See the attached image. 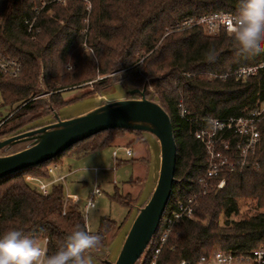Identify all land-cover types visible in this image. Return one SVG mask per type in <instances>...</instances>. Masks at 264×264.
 I'll return each instance as SVG.
<instances>
[{"label":"trees","instance_id":"1","mask_svg":"<svg viewBox=\"0 0 264 264\" xmlns=\"http://www.w3.org/2000/svg\"><path fill=\"white\" fill-rule=\"evenodd\" d=\"M237 10L238 0H0V54L21 65L16 76L0 72V106L9 110L2 116L8 119L0 137L46 114L37 99L41 79L53 107L59 108L66 104L64 90L88 82L95 91L108 89L118 71L138 86L156 77L151 86L174 128L176 180L159 230L139 264H151L164 222L190 199L193 216L175 223L157 264L195 262L218 249L246 253L264 245V118L256 122L259 139L243 165L239 136L225 135L228 148L216 143L233 166L223 167L213 178L205 177L209 156L196 136L212 119L247 116L260 109L264 67L244 79L231 72L262 64L264 52H238L232 32L225 29L209 34L202 25L180 26L188 18ZM127 132L139 134L104 130L42 164L1 178L0 236L19 230L34 236L40 246L47 240L45 249L52 255L77 225L89 231L84 211L66 195L62 183L43 194L25 177L48 179L49 167L62 166V157L72 150L75 155L68 156L96 153ZM221 179L225 184L219 188ZM112 198L129 207L116 194ZM250 202L256 211L241 215L242 204ZM120 227L110 217H100L98 229L89 232L99 234L101 244L90 251L98 250Z\"/></svg>","mask_w":264,"mask_h":264},{"label":"water","instance_id":"2","mask_svg":"<svg viewBox=\"0 0 264 264\" xmlns=\"http://www.w3.org/2000/svg\"><path fill=\"white\" fill-rule=\"evenodd\" d=\"M117 73H121L119 83L110 84L96 97L84 98L96 100L90 109L69 114L67 109L71 103L56 109L46 98L48 112L45 115L0 137V179L42 164L104 130L123 129L151 135L158 143V151L148 146L147 174L140 195L142 203L134 206L135 213L128 228L122 229L123 241L115 259H109V241L98 250L86 253L101 264H139L159 230L173 193L177 144L171 117L151 86L156 77H147L142 86H138L126 79L123 72ZM40 81L39 92L48 93L42 79ZM115 86L123 94L107 99L105 94Z\"/></svg>","mask_w":264,"mask_h":264},{"label":"rangeland","instance_id":"3","mask_svg":"<svg viewBox=\"0 0 264 264\" xmlns=\"http://www.w3.org/2000/svg\"><path fill=\"white\" fill-rule=\"evenodd\" d=\"M68 70H70V68H68ZM120 75L121 73L114 74L110 79V84L117 82L119 83ZM98 93H100V91L94 90L92 82L84 83L81 86H74L71 87V89L64 90L62 92L64 101L66 104L71 103L68 106L67 112H69V114L80 113L90 109L96 100L84 98L96 97ZM122 94L123 93L121 89L118 86H115L109 89V91L105 94V97L107 99H116ZM50 95L51 92H39V96L37 98L44 105V108L47 110V112L48 108L46 105V98L50 99ZM79 99L84 100L77 101ZM7 110L8 109L5 107L2 108L0 106V117L5 116L7 114ZM29 116L30 115L25 116L22 120H27ZM138 133L139 134L127 132L121 136H118L114 140L113 144L121 139H131V141L126 144L129 147H133L138 143L142 144L145 148L146 154L148 153L149 158L148 146L151 145L154 147L155 151H158V143L151 135L141 132ZM136 148L137 146L134 147V157L138 155ZM113 150L117 151L120 158L127 160L125 157L126 149L115 148L112 145L102 149L99 152L91 153L82 157L68 156L75 155V150H72L67 156L62 157L64 161V169L68 170L70 168L73 170L72 174H70L64 181L65 193L70 198L76 200L84 211L89 231L95 232L98 229L100 217L102 216H108L118 224L121 223V227L116 230L114 236H110L107 240L109 241V259H115V255L123 241L124 232L122 229L128 228L130 220L135 213L134 206L142 203L140 195L143 185H145L144 180L146 178V168L142 174L144 176L141 177V170H137V168H135L136 166L132 164V158H129L128 161H124L123 164L120 163L118 165L113 158ZM95 169L98 170L97 173ZM132 178L135 180L131 182L130 186L126 185V182ZM25 179L34 189H38L39 185L42 183L39 178L32 177L30 175H27ZM95 187L98 188L99 192L94 198L95 207L86 210L85 206L88 202L90 192ZM128 189L130 192H128ZM114 194L121 197L122 199H125L128 202L129 207L114 200L112 198ZM255 211V204L252 202L246 204L245 206L242 204L241 206V215L253 213ZM86 256L90 259L91 264H101L99 260L93 255L86 254Z\"/></svg>","mask_w":264,"mask_h":264},{"label":"built area","instance_id":"4","mask_svg":"<svg viewBox=\"0 0 264 264\" xmlns=\"http://www.w3.org/2000/svg\"><path fill=\"white\" fill-rule=\"evenodd\" d=\"M235 14L219 11L212 14L201 15L185 19L180 26L181 27H192L197 25L204 26L209 34H216L221 29H225L227 32H232L231 18ZM28 23V22H27ZM32 24H30V28ZM261 67H264V62L260 65H251L240 67L231 74L235 75L236 78H247L255 74ZM21 65L18 60L7 58L0 54V72L7 76H16L20 73ZM228 74H225L226 77ZM264 118V101L261 104L260 109L253 110L247 116L231 117L228 119H212L209 122V126L206 129H202L196 133V136L201 139L205 144L209 156V164L205 172L206 178H213L217 176L223 169V167H232L233 162L228 159V156L224 153L216 150V143L224 144L228 148L227 140L225 135H237L238 148L241 150L242 161L241 164L245 163L246 156L249 150L254 149L259 139V131L257 129L256 122ZM7 117H0V128L7 121ZM127 155H131L130 149L126 150ZM115 154V153H114ZM57 166L49 167V174L52 176V180L41 185L39 188L43 194L48 193V187L62 183L64 184L65 176H56L55 170ZM225 184V180L221 179L217 186L222 188ZM202 187H206V183L202 181ZM98 188L95 187L91 192L86 204V210L95 207L94 198L98 194ZM193 202L194 199H190L187 204L180 203L178 208L172 212L164 222L162 229L158 235V246L155 249L153 260L151 264H157V257L163 248V245L167 241L171 234L175 223L183 217L193 216ZM46 241L41 246L45 249ZM179 264H264V245L256 247L246 253H236L233 251H226L222 249L215 250L208 255L201 256L195 262L182 260Z\"/></svg>","mask_w":264,"mask_h":264},{"label":"clouds","instance_id":"5","mask_svg":"<svg viewBox=\"0 0 264 264\" xmlns=\"http://www.w3.org/2000/svg\"><path fill=\"white\" fill-rule=\"evenodd\" d=\"M232 40L236 50L256 55L264 52V0H238L231 18ZM99 234L77 225L65 238L63 247L48 255L36 238L19 230L0 236V264H91L85 255L101 244Z\"/></svg>","mask_w":264,"mask_h":264},{"label":"crops","instance_id":"6","mask_svg":"<svg viewBox=\"0 0 264 264\" xmlns=\"http://www.w3.org/2000/svg\"><path fill=\"white\" fill-rule=\"evenodd\" d=\"M131 141V139H121V140H119V141H117V142H115L114 144H112V146L113 147H115V148H125L126 150L127 149H130L131 150V152H132V154L129 156V155H127V153H125V157L127 158V160L125 159H122V158H120L119 156H118V153H117V151L116 150H113V158H114V160L117 162V164L119 165L120 163H122L123 164V162L124 161H128V159L129 158H132V164L133 165H135L136 167L135 168H137V170H141V177H143L144 175H142L143 174V172H144V170H145V168H146V173L145 174H147V165H148V160H149V158H148V153L146 154V151H145V148H144V146L142 145V144H140V143H138V144H136L135 146H137V148H136V152H137V156L136 157H134V147L135 146H133V147H129L126 143H129ZM115 153V154H114ZM146 166V167H145ZM72 171L73 170H71L70 168L68 169V170H65L64 169V161H63V164H62V166H59V167H57V169L55 170V175L56 176H65V180H66V178L70 175V174H72ZM95 171H96V173L98 172V170L97 169H95ZM146 176V175H145ZM137 178H140V177H137ZM39 180H41L42 181V183L39 185V187L41 186V185H43V184H47V183H49L51 180H52V176L50 175V177L48 178V179H42V178H39ZM133 180H135V179H131V180H129V181H127L126 183V185H129L130 186V184H131V182L133 181ZM64 185V184H63ZM50 187V186H49ZM48 187V188H49ZM132 191V190H131ZM128 192H130L129 191V189H128ZM68 196V195H67ZM69 197V196H68Z\"/></svg>","mask_w":264,"mask_h":264}]
</instances>
